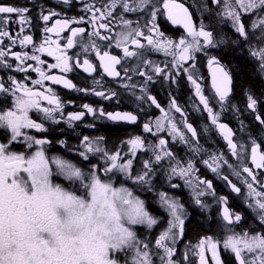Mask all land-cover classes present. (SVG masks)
I'll return each instance as SVG.
<instances>
[{"label":"flooded vegetation","instance_id":"obj_1","mask_svg":"<svg viewBox=\"0 0 264 264\" xmlns=\"http://www.w3.org/2000/svg\"><path fill=\"white\" fill-rule=\"evenodd\" d=\"M112 2L113 0H0V6L29 9L25 14L26 22L24 23H21V18L17 14H0V17H5L7 21L0 23V31L10 33L9 37L0 36V50L5 52V60L10 65L6 67L0 64V82L11 89V80H15L18 83L27 84L33 90L45 92L46 95L50 94L47 91L50 88L51 94H54L62 105V108L55 114L54 120L46 119L42 111L30 110L29 118L43 124L46 131L38 129H24L23 131L37 139L50 141L49 144L43 146L49 156L59 153L53 150L55 145L62 150L60 155L68 161L83 163L82 169L86 172L92 166H96L95 170L101 179H106L103 169L106 166L110 167V163H106L102 153H89L87 159L81 157L80 153L85 151L84 137H88L93 142L98 141L99 147L104 149L108 155L120 153L118 163H125L131 159L133 178L145 171V163H147L151 169L147 177L149 183H133L123 173L115 170L108 174L111 178L125 177L126 186L134 196L144 201L145 209L158 220L152 230L147 228L146 242L147 240L152 241L153 238L156 239L158 230H165L167 222L171 219L159 197L161 193H164L167 197L178 200L183 206L184 231L182 235L176 237V250L172 256L174 259H185L191 261L192 264H200L197 245L201 240L207 241L211 238L213 242L220 244L218 254L223 264H238L234 254L223 248L225 238L233 233L240 235L245 232L264 233V226L259 221L258 213L249 207L254 204L256 198L248 197V190L244 184V178H248V174L242 172L243 166L252 168L257 181L260 182L254 184V187L258 192L264 193V169H256L251 161L253 142L260 146L261 152H264V124L257 119V116L264 119V71H261L262 62L259 56L252 55L253 52L264 48V33L259 28H251V24L259 18L260 13L242 14L241 20L248 33L245 39L236 33L231 19L222 15L223 0H220L219 4L215 0H175L176 3L188 8L197 27L203 23L205 30L212 32L214 41L212 46L204 45L202 51L195 52L194 59L185 61L179 66L187 71H177L172 64V57L162 51L150 50L146 40L149 35L155 38V33L150 31L153 23L151 18L153 8L158 9L155 23L159 31L163 32V39H171L174 42H178L181 38L190 39L182 25L172 24L167 19L163 9V0H151V6L137 11H124L122 3L128 2L131 7H135L139 0H119L114 10L111 8ZM110 10L112 14L109 16ZM50 12L56 15L44 21L41 18L42 14L48 15ZM94 16L97 19L93 22ZM64 19L70 23L68 28L59 34L44 31L45 27H52L57 20ZM122 20L132 21L131 27L123 25ZM100 24H107L108 27L99 28ZM72 28H83L85 32L72 37ZM95 29H98L101 35L113 38L118 37L122 31L132 29L143 31L144 36H136L133 33L132 37L140 40L145 46L143 49L137 48L131 40L126 42L129 51H137L142 55L125 57L123 47L115 46V39H112L109 44L108 41H102L93 36ZM24 36H31L32 43L21 45L19 40ZM69 38L75 41L72 48L66 49V54L72 57L69 62L72 66L71 72L64 73L60 68H51L50 65L57 63L55 56H49L47 52L34 51L45 40L58 41L60 47L65 48ZM13 40L16 43H13ZM93 41L100 47L101 53L108 51L110 55L120 58L121 63L116 65V70L120 72L119 76H109L102 71L99 57L91 47L86 53L84 52L83 45ZM201 42L203 43V38ZM45 47H55V44H46ZM14 52H27L29 57L38 55L44 63L41 64L29 58L22 65L25 71H20L17 68L19 61L11 55ZM213 58L229 72L232 78L231 93L223 102L219 101L211 87L212 73L217 64L213 63L209 66L208 61ZM85 59L96 67V71H85L81 66ZM235 59H244L253 66L262 84L261 90L257 92L247 87L241 92L236 91L240 72L235 70L233 64ZM76 60L80 61L79 65L75 63ZM145 61H150L151 64ZM156 66L164 69V72L156 73L154 71ZM37 67L46 75L63 76L64 79L71 80L75 87L68 88L63 83H56L52 80H45L41 85H35L33 82L41 78L39 72L35 71ZM189 75H192L201 85L202 93L208 97L213 114H218V124H227L234 133L233 142L244 145L240 158L232 155L218 126L212 124L206 109L200 105L199 98L195 95V86L188 80ZM148 77H151V80H148ZM99 92H103L104 95H96ZM249 96L257 102L255 109L248 107ZM151 98H155L156 104L160 105L159 108ZM173 99L181 109V113H177L174 109L170 110ZM0 101H3L0 102V112L13 107L10 93H0ZM83 105H88L94 111L88 112ZM41 107L53 106L48 101L41 100ZM161 109L174 118V122L184 133L188 143L182 142L178 136L176 139L172 138V133L168 130L170 127L168 121L164 122V129L157 132L156 121L163 115ZM116 112L131 113L137 119L134 122L112 121L106 115ZM75 113H83V116L80 120H72L69 123L70 117ZM185 123L191 124L196 129L195 137L186 129ZM145 124H149L151 132L145 131ZM106 127L124 128L126 133L123 137L109 143L104 130ZM54 132L59 137H55ZM137 136L144 141V147L137 149L133 154L127 142ZM9 137L10 132L0 129V143L8 144L12 152H23L27 156L40 147L33 145L28 148L23 138L9 144ZM161 139L167 141L164 148L172 153V156L156 161L155 155H163L159 148ZM154 146H156L155 152L153 151ZM194 149L199 150L194 151ZM213 156L223 157L220 161L221 167L216 172L212 171V168L216 167L212 160ZM224 160H227V165L223 163ZM189 161L193 164V169L187 176L182 177L172 173L173 167L187 168ZM204 161H208V164ZM208 165H212V168ZM228 165L241 172V175L236 176ZM53 173V181L69 189L70 183L63 177H57L55 172ZM225 176L231 184L241 189L239 193L232 190L231 185L223 179ZM197 178L200 181H211L212 188L215 190V195L205 194L199 197L205 207L196 203L193 188L186 183V181H191L192 185H195ZM248 179L251 182L250 178ZM200 188H203V185H200L197 191ZM219 197L227 198V204L218 202ZM224 207L241 215V221L226 226V222L222 219ZM194 219L200 222L204 219L210 227L196 236L189 237L188 224ZM204 255L206 264H214L207 243ZM250 255L246 254V258H250Z\"/></svg>","mask_w":264,"mask_h":264},{"label":"snow or ice","instance_id":"obj_2","mask_svg":"<svg viewBox=\"0 0 264 264\" xmlns=\"http://www.w3.org/2000/svg\"><path fill=\"white\" fill-rule=\"evenodd\" d=\"M119 0H113L112 10L115 9ZM217 4L220 0H215ZM151 6V0H139L135 7H131L128 2L122 3L124 11H137L145 7ZM163 9L167 19L172 24L182 25L186 30L187 36L190 39L181 38L178 42L171 39H163V32L159 31L158 25L155 23L158 9L153 8L151 12L152 26L150 31L155 33V38L152 35L146 37L147 44L150 50L164 52L172 57V64L177 71H187L179 66L188 60L194 59V53L202 51L204 45L212 46L214 44L213 34L205 30V26L201 23L198 27L194 23L191 13L183 4H178L175 0H163ZM242 10V11H241ZM29 11L28 8H17L13 6H0V14H17L21 18V23L26 22L24 17ZM258 12L259 18L251 24L252 29L259 28L264 33V0H223L222 15L228 17L232 21L236 33L247 39L248 33L245 25L241 20L243 13ZM111 10L108 12L110 16ZM56 15L50 12L48 15H43L41 18L48 21L51 16ZM101 15H104L101 13ZM97 17H93V22ZM5 17H0V23H6ZM75 22V21H73ZM69 21L67 19L57 20L52 27H45L46 33L56 32L59 34L64 29L68 28ZM121 23L130 28L132 21L122 20ZM107 24H100L99 28H107ZM85 32L83 28H72V37H77ZM133 33L136 36H144L143 31L132 29L131 31H122L118 37L113 38L107 35H101L98 29L92 33L102 41H108L111 44L112 39H115L117 48L123 47L125 57H133L142 55L137 51H129L126 42L131 40V43L137 48L143 49L145 46L140 40L132 38ZM0 36L9 37L7 31H0ZM203 38V43L201 42ZM13 43H16L13 40ZM21 45L31 44L32 37L24 36L19 40ZM75 41L72 38L67 40L65 48L60 47L58 41L45 40L39 48L34 51L47 52L49 56H55L57 63L50 65L51 68H60L64 73L72 71V66L69 63L72 57L66 54V49L74 46ZM46 44H55V47H45ZM91 47L97 57L99 64L104 73L109 76H119L120 72L116 70V65L120 64V58L110 55L108 51L101 53L100 47L93 41L90 44L83 45V50L86 53ZM18 61L17 68L20 71H25L22 67L26 59L44 62L40 60L38 55L28 56V53L14 52L11 53ZM253 56H259L261 60V71H264V48L258 52H253ZM80 64L79 60L75 61ZM151 64L150 61H145ZM209 66L213 63L217 67L212 73L211 87L219 101H225L231 93L232 78L229 72L219 65L215 58L209 59ZM0 64L10 67L5 60V52L0 50ZM87 72L96 71V67L89 60H83V64ZM39 72L40 79L34 81L35 85H41L45 80H52L56 83H63L68 88H74L71 80L64 79L63 76L46 75L39 67L35 69ZM156 73L164 72V69L156 66ZM11 80V78H10ZM151 80V77H148ZM188 80L195 86V95L199 98L200 105L206 109L211 117L213 125H217L223 138L227 141L229 149L233 156L240 158L244 151V145H238L233 142V131L227 124H218V114H213V109L209 106L208 97L203 95L201 85L193 78L188 76ZM49 95L45 92L33 90L27 84L18 83L11 80V89L5 87L0 82V93H10L13 101V107L0 112V129L10 132L8 143L17 141L23 138L28 148L33 145L40 146L31 155L25 153L12 152L8 148V144L0 143V264H120L116 253L131 252V259L125 257L124 264H153L152 254L148 249V244L139 240L137 233L133 230L135 225H145L152 228L157 225L158 220L154 218L145 209L144 201L139 197L134 196L133 192L127 187H115L112 178L108 175L113 170L123 173L127 179L133 183H149L147 179L151 169L145 163V171L142 174H137L134 178L131 174L132 160L129 159L125 163H118L120 153L108 155V153L99 147V143L90 141L88 137H84L85 151L80 153L84 159L88 158L89 153H102L106 159V163H110V167L106 166L103 169L106 179H101L95 168L92 166L89 171H85L76 164L67 159L58 156H49L46 154L43 146L49 144L50 141L37 139L27 135L24 129H38L46 131L43 124L37 123L29 118V111L35 109L37 112H43L46 119L54 120L55 114L62 108L61 102L54 95L52 90L47 89ZM86 91V90H85ZM20 93V94H17ZM103 96V92L96 93ZM156 104L155 98H151ZM41 100H46L53 107L42 108ZM248 107L255 109L256 100L251 96L248 97ZM3 102V101H0ZM88 112L94 110L88 105H83ZM159 108L160 105L156 104ZM174 109L177 113H181V109L177 106L175 99L171 101L170 110ZM161 118L156 121V130L160 132L164 129V122L168 121L170 127L169 132L172 133V138L179 139L188 143L184 133L180 131L174 118L168 112H163ZM103 114V110H101ZM112 121H136L137 117L131 113H107ZM83 113H75L69 119L80 120ZM184 120L183 115L181 116ZM261 124H264V119H260ZM186 129L193 137L196 136V129L191 124L185 123ZM147 132H151L149 124L144 125ZM60 143H64L60 141ZM131 146V151L135 154L137 149L144 147V141L139 137H135L127 142ZM167 141L161 139L159 148L163 155H155V160L160 161L163 157H171L172 153L167 151L164 146ZM260 146L253 142L251 148V161L256 169H264V152L259 151ZM156 146L153 147L155 152ZM199 149H194L198 151ZM222 156H213L212 160L216 164L212 168L216 172L220 167ZM208 164V161H204ZM225 165L228 164L224 160ZM53 167L56 169V175L63 177L71 185H79L76 190H69L59 183H53ZM236 176H240L241 172L236 171L231 165H228ZM193 169V164L189 161L187 168L173 167L171 169L174 175L182 177L187 176ZM242 172L248 174V178H244V184L247 187L248 197H255V202L249 205L258 213L259 221L264 226V193L258 192L254 184H259L256 174L252 168L243 166ZM227 181L232 190L236 193L240 192V188L231 184L228 177H223ZM193 188V195L196 197V203L201 204L199 197L208 194L215 195V190L212 188L211 181H200L197 178L196 184L192 185L191 181H186ZM203 185L197 191V188ZM82 189L83 195H77L76 192ZM161 203L167 209L171 219L167 222V228L161 232L159 238L155 240V246L158 249H163L164 256L160 257L162 264H175L171 259L174 255V247H169L168 241L175 244L177 235H182L184 231V213L183 206L174 198L167 197L161 193ZM218 202L227 204V198L219 197ZM222 219L226 222V226L232 225L241 221V215L233 213L228 207L223 208ZM231 229H229L230 231ZM211 250V258L214 264H223L219 254V242H213L211 238L207 241L201 240L197 245L199 248L200 264H206L205 261V244ZM223 248L230 250L238 264H264V233H256L249 235L245 232L243 235L233 233L223 241ZM246 254H251L250 258H246Z\"/></svg>","mask_w":264,"mask_h":264},{"label":"trees","instance_id":"obj_3","mask_svg":"<svg viewBox=\"0 0 264 264\" xmlns=\"http://www.w3.org/2000/svg\"><path fill=\"white\" fill-rule=\"evenodd\" d=\"M233 64H234L235 70L240 72L238 75V80H237L238 82V85L236 88L237 92H241L244 88H247V87L254 89L257 92L261 90L262 84L257 78L254 72L253 66L248 61L244 59H238V60L235 59ZM104 130L106 132L105 135L107 136L109 143L114 142L117 139L123 137L126 133V129L124 128L112 129V128L106 127L104 128ZM53 135L55 137H59V135L56 132H54ZM53 147H54L53 148L54 151L62 152V150L58 146L54 145ZM72 189L74 188L72 187ZM209 227H210V224H207V222L204 221V219L202 220V222H200L197 219L191 220L188 224V236L189 237L196 236L200 232H203L206 228H209ZM140 231L141 229L139 230V232Z\"/></svg>","mask_w":264,"mask_h":264},{"label":"rangeland","instance_id":"obj_4","mask_svg":"<svg viewBox=\"0 0 264 264\" xmlns=\"http://www.w3.org/2000/svg\"><path fill=\"white\" fill-rule=\"evenodd\" d=\"M60 154H62V152L54 153L52 156H58L59 155L58 157L67 159L64 156H61ZM72 163L76 164L78 167L83 168V163H79V164L76 163V162H72ZM53 172H55V175H56V169H55V167H53ZM56 176L57 177H60L58 175H56ZM112 181H113L115 187H121V186L127 187L126 186V178L125 177H119V178L114 177V178H112ZM53 183H56V181H53ZM74 186H76V185H74ZM78 188H79V185L77 186V189ZM69 190H71V189H69ZM78 191H81L82 192V195L84 194V191L82 189H80ZM76 194L77 195H80V194H78V192H76ZM136 226H138L137 228H139V230L141 229L140 232H139V230L137 231ZM140 226H142V227H140ZM154 227L155 226H153V228ZM147 228L148 227L145 226V225L144 226L143 225H135V226H133V230L137 233V236L138 235L141 236V239L140 240L143 241L144 243L148 244V249H149V251L152 254L153 264H162V261L160 260V257L161 256H164V253H163L164 251H163V249L156 248V246H155V240L159 238L158 236L161 234V232L163 230H161V229L158 230V232L156 233V236H157L156 239L153 238L152 241L151 240H147V242H146L145 238H147V237H146V233L145 232H147ZM148 229L152 230V228H148ZM247 233L249 235L256 234V232H251V233L250 232H247ZM143 236H144V238H142ZM175 243H176V240H175ZM168 245H169V247H174V251L176 250V244L173 245L171 241H168ZM131 255H132L131 252H128V253H116V257H117V259L120 260V264H124V261H125V257L126 256L130 260L131 259ZM171 259L175 262V264H182V263H184V264H192L191 261L189 262V260H185V259H174L173 257H171Z\"/></svg>","mask_w":264,"mask_h":264},{"label":"water","instance_id":"obj_5","mask_svg":"<svg viewBox=\"0 0 264 264\" xmlns=\"http://www.w3.org/2000/svg\"><path fill=\"white\" fill-rule=\"evenodd\" d=\"M124 122H132V121H124ZM260 151V150H259Z\"/></svg>","mask_w":264,"mask_h":264}]
</instances>
